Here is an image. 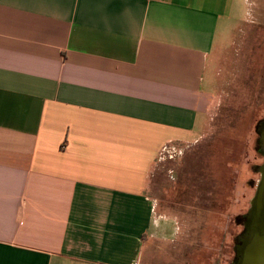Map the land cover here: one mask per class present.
Instances as JSON below:
<instances>
[{
    "label": "crops",
    "instance_id": "crops-1",
    "mask_svg": "<svg viewBox=\"0 0 264 264\" xmlns=\"http://www.w3.org/2000/svg\"><path fill=\"white\" fill-rule=\"evenodd\" d=\"M244 1L254 27L250 12L261 16L264 2ZM241 7L0 0V264L228 260L225 246L189 245L180 235L175 244L173 217L146 191L159 159L202 138L233 83L245 85L247 74L264 103V65L256 80L242 60L245 74L224 75L211 58L218 31Z\"/></svg>",
    "mask_w": 264,
    "mask_h": 264
},
{
    "label": "rangeland",
    "instance_id": "rangeland-1",
    "mask_svg": "<svg viewBox=\"0 0 264 264\" xmlns=\"http://www.w3.org/2000/svg\"><path fill=\"white\" fill-rule=\"evenodd\" d=\"M237 2L242 4L238 19L229 23L225 32L218 31L211 58L221 66L220 72L224 75L228 70H244L245 74L242 60L251 67L249 70H253L257 80L255 69L264 65V11L260 12L261 16H257L256 11L250 12L256 21L252 27L246 21L245 1ZM253 2L263 3L264 0ZM235 60L238 61L236 67ZM206 72L207 88L216 91L215 70ZM245 79V85L233 83L235 90L224 91L225 97L218 107L212 105L203 136L197 143L176 147L167 152L166 158L159 159L146 191L155 201L157 212L173 217L171 230L175 232V244L181 237L189 245L197 243L203 248L225 246L226 250L219 252L220 256L228 254L223 264H229L233 256L234 238L243 228L242 219L237 218L243 217L249 209L260 179L258 167L263 162L256 148V129L264 119V103L260 99L261 92L255 96L253 78L249 80L246 74ZM229 207L234 209V214H227ZM210 262L208 258L205 260L206 264L213 260Z\"/></svg>",
    "mask_w": 264,
    "mask_h": 264
},
{
    "label": "water",
    "instance_id": "water-1",
    "mask_svg": "<svg viewBox=\"0 0 264 264\" xmlns=\"http://www.w3.org/2000/svg\"><path fill=\"white\" fill-rule=\"evenodd\" d=\"M257 133L260 134L263 158L258 167L260 179L243 216V230L235 240L231 264H264V119L260 121Z\"/></svg>",
    "mask_w": 264,
    "mask_h": 264
},
{
    "label": "flooded vegetation",
    "instance_id": "flooded-vegetation-1",
    "mask_svg": "<svg viewBox=\"0 0 264 264\" xmlns=\"http://www.w3.org/2000/svg\"><path fill=\"white\" fill-rule=\"evenodd\" d=\"M260 123V122H259ZM258 128H259V124H258ZM257 128V129H258ZM256 129V131H257ZM261 142H260V134L257 133V138H256V148L259 150V152H261ZM263 163V162H262Z\"/></svg>",
    "mask_w": 264,
    "mask_h": 264
},
{
    "label": "trees",
    "instance_id": "trees-1",
    "mask_svg": "<svg viewBox=\"0 0 264 264\" xmlns=\"http://www.w3.org/2000/svg\"><path fill=\"white\" fill-rule=\"evenodd\" d=\"M241 219H242V221H243V217H241V218H240V217H238V218H237V220H238V221H241Z\"/></svg>",
    "mask_w": 264,
    "mask_h": 264
}]
</instances>
